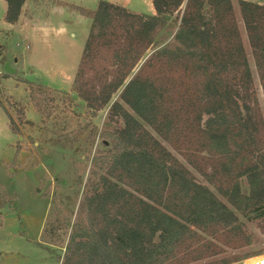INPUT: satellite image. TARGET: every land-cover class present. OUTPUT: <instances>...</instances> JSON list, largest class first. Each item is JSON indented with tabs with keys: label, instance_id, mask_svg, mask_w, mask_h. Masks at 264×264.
Segmentation results:
<instances>
[{
	"label": "trees",
	"instance_id": "16d2710c",
	"mask_svg": "<svg viewBox=\"0 0 264 264\" xmlns=\"http://www.w3.org/2000/svg\"><path fill=\"white\" fill-rule=\"evenodd\" d=\"M4 1L14 24L25 0ZM152 5L154 14L108 0L77 7L90 25L71 89L93 114L109 105L108 119L121 124L91 158L57 260L252 264L260 253L224 256L251 243L240 216L264 232V112L232 0ZM238 8L264 95V2Z\"/></svg>",
	"mask_w": 264,
	"mask_h": 264
},
{
	"label": "rangeland",
	"instance_id": "374dc122",
	"mask_svg": "<svg viewBox=\"0 0 264 264\" xmlns=\"http://www.w3.org/2000/svg\"><path fill=\"white\" fill-rule=\"evenodd\" d=\"M116 1L132 10L155 13L151 0ZM232 3L264 112V95L251 58L238 0ZM95 4L94 0H82V5L89 9H94ZM6 8V2L0 0V59L4 57L3 63L0 60V102L4 107L0 104V191L9 200V204L0 208V264H60L57 255H63L70 230L66 228L67 221L71 224L77 214L91 158L96 149L101 148L102 141L106 142L104 134L121 123L108 119L109 105L93 114L71 89L88 24L72 28L67 41H52L48 47L37 43L29 65L23 60L22 51L26 48L22 42L7 32ZM72 33L75 36H71ZM5 62L15 69L14 73L4 74ZM116 98L114 95L112 101ZM20 108L23 122L19 120ZM6 113L15 120L19 134L10 129ZM164 145L185 163L169 145ZM194 174L199 182L206 183L202 176ZM240 219L251 243L228 249L224 256L264 254V232L256 221L242 216Z\"/></svg>",
	"mask_w": 264,
	"mask_h": 264
},
{
	"label": "crops",
	"instance_id": "0c3cea01",
	"mask_svg": "<svg viewBox=\"0 0 264 264\" xmlns=\"http://www.w3.org/2000/svg\"><path fill=\"white\" fill-rule=\"evenodd\" d=\"M94 1L97 4L99 0ZM113 3L122 5V2L116 0H113ZM78 6L86 8L82 5V0H25L16 23L6 22L7 32L14 35L22 42L23 48H26L22 51L25 63L30 65L37 43L48 47L52 41L57 43L67 41V35H70L72 28L76 26L88 24L89 27L90 20L77 11ZM124 7L135 13H144L132 10L126 5ZM71 36L75 34L72 33ZM69 42L73 43L72 40ZM18 44L17 41L16 45ZM252 258L244 259L242 262L248 264Z\"/></svg>",
	"mask_w": 264,
	"mask_h": 264
},
{
	"label": "water",
	"instance_id": "95a60500",
	"mask_svg": "<svg viewBox=\"0 0 264 264\" xmlns=\"http://www.w3.org/2000/svg\"><path fill=\"white\" fill-rule=\"evenodd\" d=\"M3 70L4 72L9 73V74H12L15 72V69L10 66L9 62H5L3 64Z\"/></svg>",
	"mask_w": 264,
	"mask_h": 264
},
{
	"label": "built area",
	"instance_id": "2783aa9c",
	"mask_svg": "<svg viewBox=\"0 0 264 264\" xmlns=\"http://www.w3.org/2000/svg\"><path fill=\"white\" fill-rule=\"evenodd\" d=\"M252 264H264V254L255 257Z\"/></svg>",
	"mask_w": 264,
	"mask_h": 264
}]
</instances>
